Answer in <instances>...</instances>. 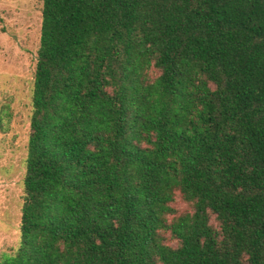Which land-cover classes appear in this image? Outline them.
<instances>
[{"label":"trees","instance_id":"trees-1","mask_svg":"<svg viewBox=\"0 0 264 264\" xmlns=\"http://www.w3.org/2000/svg\"><path fill=\"white\" fill-rule=\"evenodd\" d=\"M31 106L0 264H264V0H43Z\"/></svg>","mask_w":264,"mask_h":264},{"label":"rangeland","instance_id":"rangeland-1","mask_svg":"<svg viewBox=\"0 0 264 264\" xmlns=\"http://www.w3.org/2000/svg\"><path fill=\"white\" fill-rule=\"evenodd\" d=\"M42 6L43 0H0V260L20 243ZM176 207L191 209L180 196Z\"/></svg>","mask_w":264,"mask_h":264}]
</instances>
